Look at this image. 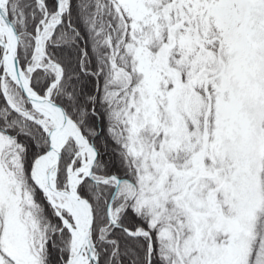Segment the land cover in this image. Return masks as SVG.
Segmentation results:
<instances>
[{
    "label": "snow or ice",
    "instance_id": "obj_1",
    "mask_svg": "<svg viewBox=\"0 0 264 264\" xmlns=\"http://www.w3.org/2000/svg\"><path fill=\"white\" fill-rule=\"evenodd\" d=\"M0 264H264V0H0Z\"/></svg>",
    "mask_w": 264,
    "mask_h": 264
}]
</instances>
